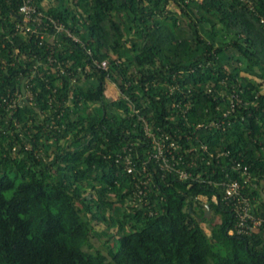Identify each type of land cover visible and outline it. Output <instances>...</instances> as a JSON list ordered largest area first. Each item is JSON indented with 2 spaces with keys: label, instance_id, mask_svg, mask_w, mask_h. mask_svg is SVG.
<instances>
[{
  "label": "trees",
  "instance_id": "16d2710c",
  "mask_svg": "<svg viewBox=\"0 0 264 264\" xmlns=\"http://www.w3.org/2000/svg\"><path fill=\"white\" fill-rule=\"evenodd\" d=\"M23 2L0 0V264H264V0H30L31 30Z\"/></svg>",
  "mask_w": 264,
  "mask_h": 264
},
{
  "label": "built area",
  "instance_id": "2783aa9c",
  "mask_svg": "<svg viewBox=\"0 0 264 264\" xmlns=\"http://www.w3.org/2000/svg\"><path fill=\"white\" fill-rule=\"evenodd\" d=\"M22 13H24V21L20 24H18V28L25 29V30H31V26L28 24V22L32 19L33 21H38L39 15L42 14V11L38 10L37 7L30 3V0H24V2L20 5L19 9ZM50 21L55 25L57 30H61L64 27V24L60 22L58 19L49 16ZM98 64L104 68L108 66V60L103 59L102 61H97ZM149 130V129H148ZM149 133L152 134V132L149 130ZM154 142L156 144V149L153 152V155L157 157L158 159H162V165H167L168 167H171L169 162V156L165 154V143L158 137L154 136ZM171 145H174V142H171ZM171 151V150H170ZM129 169H132V166L129 167ZM180 172V176L184 178H188L192 173L189 170L186 169H178ZM244 172H248L247 166L244 167ZM240 181L238 179H232L230 182L227 183L226 187V197H236V193H238L240 188ZM250 202L247 197H242L237 201L236 203V210L237 214L239 215L238 220V232L242 231H250L249 230V224H247V219L249 216H252L250 213ZM260 218H254L253 217V223H251V230H257L259 227V224L261 223ZM231 232L234 231V229L230 230Z\"/></svg>",
  "mask_w": 264,
  "mask_h": 264
},
{
  "label": "rangeland",
  "instance_id": "374dc122",
  "mask_svg": "<svg viewBox=\"0 0 264 264\" xmlns=\"http://www.w3.org/2000/svg\"><path fill=\"white\" fill-rule=\"evenodd\" d=\"M175 7V6H174ZM29 91H27V89H26V92L25 93H23V96L25 97V99H26V97H27V93H28ZM105 92H106V95L109 97V98H116V97H118L120 94H121V91H120V88L112 81V80H110V79H107L106 80V90H105ZM13 104H15V102L13 103ZM212 215V210H211V214L209 215V216H211ZM220 219V217L219 216H217V217H215V221H218ZM202 225L205 227V229L208 231V232H210V230H211V226H210V224L209 223H207L206 221H203L202 222ZM101 226H103V223H99V225H97L96 226V228L98 229V230H100V228H101ZM91 242H92V244H93V246H86L87 248H91V249H93V248H95V247H101L102 249H104V250H106V247H104L103 246V237H101V236H99L98 234H93L92 235V237H91Z\"/></svg>",
  "mask_w": 264,
  "mask_h": 264
},
{
  "label": "water",
  "instance_id": "95a60500",
  "mask_svg": "<svg viewBox=\"0 0 264 264\" xmlns=\"http://www.w3.org/2000/svg\"><path fill=\"white\" fill-rule=\"evenodd\" d=\"M207 206H208L207 214H209V212H210V210H211V208H210V206H209V203L207 204Z\"/></svg>",
  "mask_w": 264,
  "mask_h": 264
}]
</instances>
